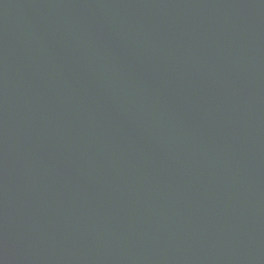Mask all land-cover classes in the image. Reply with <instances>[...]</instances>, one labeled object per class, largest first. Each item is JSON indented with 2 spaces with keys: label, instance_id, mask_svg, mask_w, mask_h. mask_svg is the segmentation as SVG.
<instances>
[{
  "label": "water",
  "instance_id": "1",
  "mask_svg": "<svg viewBox=\"0 0 264 264\" xmlns=\"http://www.w3.org/2000/svg\"><path fill=\"white\" fill-rule=\"evenodd\" d=\"M0 264H264V0H0Z\"/></svg>",
  "mask_w": 264,
  "mask_h": 264
}]
</instances>
